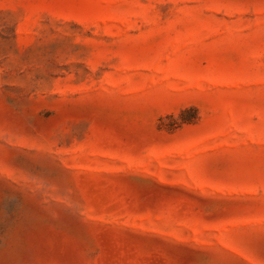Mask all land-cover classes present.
<instances>
[{
	"label": "rangeland",
	"instance_id": "rangeland-1",
	"mask_svg": "<svg viewBox=\"0 0 264 264\" xmlns=\"http://www.w3.org/2000/svg\"><path fill=\"white\" fill-rule=\"evenodd\" d=\"M0 264H264V0H0Z\"/></svg>",
	"mask_w": 264,
	"mask_h": 264
}]
</instances>
